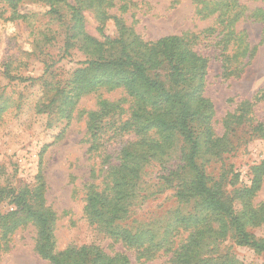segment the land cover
<instances>
[{
    "label": "rangeland",
    "instance_id": "obj_1",
    "mask_svg": "<svg viewBox=\"0 0 264 264\" xmlns=\"http://www.w3.org/2000/svg\"><path fill=\"white\" fill-rule=\"evenodd\" d=\"M169 36L195 39V50L209 60L203 96L216 111L217 135L229 114L251 103V122L230 132L234 150L209 168L219 173L224 165L234 188L251 187L264 163L257 130L264 125V0H0V264H50L37 251V226L24 222L11 201L40 186L56 218L57 252L93 246L109 256L123 253L131 264H168L164 256L139 260L106 236L90 223L85 199L90 186L105 189L120 149L137 140L122 125L140 106L125 87L87 86L95 75L88 69L119 60L121 40ZM166 74L159 71L162 80ZM179 160L178 147L167 164ZM161 169L157 162L145 169L144 199L134 205L130 226L157 223L180 207L173 190H159ZM262 202L264 177L252 203ZM251 231L264 237V225ZM233 244L226 241L222 251L231 245L245 264L264 263V254Z\"/></svg>",
    "mask_w": 264,
    "mask_h": 264
},
{
    "label": "trees",
    "instance_id": "obj_2",
    "mask_svg": "<svg viewBox=\"0 0 264 264\" xmlns=\"http://www.w3.org/2000/svg\"><path fill=\"white\" fill-rule=\"evenodd\" d=\"M119 43L120 59L91 65L88 71L95 75L86 85L125 87L135 97L140 106L122 128L134 130L137 140L122 146L119 164L109 167L102 192L89 187L85 211L90 223L114 242L135 250L139 260L164 256L168 264H245L231 245L222 251L226 241L264 254V237L251 231L264 225V202L252 203L263 183L264 163L256 168L251 187L234 188L224 165L219 173L209 170L212 162L223 163L224 155L234 150L230 132L251 122V103L245 101L223 120L224 134L219 136L216 111L203 96L209 60L195 50V39L169 36L153 43L135 38ZM162 68L167 71L165 80L159 75ZM263 128L261 123L257 130L264 140ZM178 147L179 163L168 166V157ZM156 162L164 172L159 190H173L180 207L157 223L130 226L127 221L134 205L144 199L143 173ZM42 189L24 190L11 201L23 213L24 222L37 226V251L43 259L50 264H131L123 253L109 256L93 246L57 252L56 218L45 206ZM5 220L0 217V224Z\"/></svg>",
    "mask_w": 264,
    "mask_h": 264
}]
</instances>
